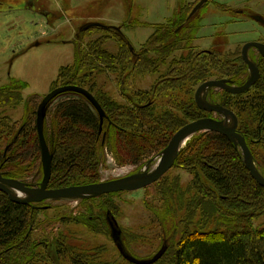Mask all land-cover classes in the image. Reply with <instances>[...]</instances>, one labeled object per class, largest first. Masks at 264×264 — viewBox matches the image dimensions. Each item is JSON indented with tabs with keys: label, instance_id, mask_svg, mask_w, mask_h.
Returning <instances> with one entry per match:
<instances>
[{
	"label": "trees",
	"instance_id": "obj_1",
	"mask_svg": "<svg viewBox=\"0 0 264 264\" xmlns=\"http://www.w3.org/2000/svg\"><path fill=\"white\" fill-rule=\"evenodd\" d=\"M179 9L133 51L123 32L129 25L80 32L82 38L98 35L80 45L74 64L60 68L52 89L69 84L87 88L107 117L101 125L97 111L78 93H66L49 106L45 136L54 156L50 188L102 181L106 155L118 166L139 171L184 124L214 116L196 103L202 82L230 78L240 85L247 80L250 72L240 57L232 63L214 50H195L198 13L190 17L183 0ZM109 42L117 46L115 52ZM147 75L155 78L150 88L134 86ZM111 76L121 99L104 88ZM260 79L244 93L211 89L207 97L235 112L238 130L264 175V77ZM25 88L15 80L0 88V170L7 177L40 183L36 119L41 100L25 99ZM22 106L23 117L13 120L7 112ZM174 168L192 175L189 184H182L180 174L167 173L144 188L150 219L140 227L149 232L124 229L126 251L135 256L134 245L154 244L157 249L167 238L168 248L154 264H264V227H254L264 214V187L250 174L241 149L222 133L200 132L181 150ZM122 193L80 200L85 211L77 216L46 218L38 239L33 236L38 214L55 206L37 209L0 191V264H134L120 253L110 256L106 245L82 242L69 227L83 225L110 238ZM58 222L65 224L66 234L54 235Z\"/></svg>",
	"mask_w": 264,
	"mask_h": 264
},
{
	"label": "rangeland",
	"instance_id": "obj_2",
	"mask_svg": "<svg viewBox=\"0 0 264 264\" xmlns=\"http://www.w3.org/2000/svg\"><path fill=\"white\" fill-rule=\"evenodd\" d=\"M199 1L183 0L186 7L191 8L190 13ZM181 3L182 0H0V88L9 86L15 80L26 84L23 90L25 99L38 96L41 100L52 90L60 68L74 64L80 45L97 37L98 34L80 37L79 30L85 23L95 21L119 28L129 25L130 27L123 28V32L134 48L139 49L153 32L155 25L164 24L180 11ZM197 13L195 22L198 21L202 26L193 40L197 51L214 50L232 63L240 58L244 62L241 55L243 46L249 41L264 42V26L252 18L256 14L264 16V0H209ZM136 24L140 25L131 27ZM107 47L113 52L117 50V46L110 42ZM251 54V57L261 60L255 50H251ZM261 66L262 78L264 61ZM154 80L153 76L147 75L134 86L150 88ZM105 84L106 90L121 99L114 76H111V80H106ZM7 113L13 120H20L24 109L22 106ZM106 159L102 180L124 176L135 170L132 165L118 166L111 155H106ZM150 161L151 159L147 163ZM174 167L167 173L180 174L182 184L188 185L192 175ZM147 197L143 188L123 192L118 198L121 212L116 220L121 242L125 240L124 229L138 230L144 234L149 232L148 228L140 227L150 219V212L143 203V199ZM45 205L55 208L38 214L33 234L38 239L43 233L41 228L46 218L77 216L85 211L80 200L48 201ZM64 225L62 222L56 223L54 235L58 232L66 234ZM74 225L77 224H70L69 227L76 229L82 242L106 245L110 256L120 253L114 241L113 228L108 238L90 232L83 225ZM262 226L264 227V214L254 221L255 228ZM164 244L168 245L167 238L162 240L161 246ZM161 246L156 249V245L144 243L134 245L131 250L136 251L137 258L148 259Z\"/></svg>",
	"mask_w": 264,
	"mask_h": 264
},
{
	"label": "water",
	"instance_id": "obj_3",
	"mask_svg": "<svg viewBox=\"0 0 264 264\" xmlns=\"http://www.w3.org/2000/svg\"><path fill=\"white\" fill-rule=\"evenodd\" d=\"M207 0H200L192 9L190 17L195 15L206 3ZM253 18L264 24L262 15H254ZM93 27L108 28L99 22L90 21L85 23L80 32L86 31ZM119 30V27L112 26ZM129 47L133 51L134 46L129 42ZM256 48L264 58V43L250 41L243 46L241 55L244 62L247 64L250 76L243 85H235L232 79H211L199 85L195 93V100L198 107L208 113H215L221 118L216 117H201L190 121L179 128L171 137L168 145L163 151L152 160L157 162L151 166L152 161L138 172L128 174L121 177L102 180L97 183L74 185L62 188H50V179L53 168V154L47 143L45 136V120L49 106L59 97L66 93H78L84 96L97 111L101 125L107 115L99 100L87 88L79 85H61L53 88L49 93L42 97L37 109V131L40 141L42 153V169L43 177L40 183L30 184L26 181L7 177L0 170V191L8 195L14 202L30 204L37 209H46L47 206H40L44 201H62V200H81L92 197H99L106 194L135 191L146 188L147 186L158 181L176 164V160L181 150L186 146L187 142L197 133L204 131H215L226 135L242 151L244 163L252 177L264 187V175L260 172L256 165L254 154L247 142L245 136L238 130V117L234 111L225 107L220 103H214L208 100L207 93L212 88H219L232 94H241L248 91L261 78L259 64L249 55V50ZM113 231L114 241L120 254L128 261L134 264H154L159 261L165 254L168 245L164 244L151 258L139 259L126 251L122 242L119 240L117 230L118 223L114 219Z\"/></svg>",
	"mask_w": 264,
	"mask_h": 264
},
{
	"label": "flooded vegetation",
	"instance_id": "obj_4",
	"mask_svg": "<svg viewBox=\"0 0 264 264\" xmlns=\"http://www.w3.org/2000/svg\"><path fill=\"white\" fill-rule=\"evenodd\" d=\"M208 1H209V0L206 1V3L203 5V7L208 3ZM203 7H202V8H203ZM202 8H201V9H202ZM201 9H200V10H201ZM200 10H199V11H200ZM256 15H257V14H256ZM259 15H261V14H259ZM253 16H254V15H253ZM253 16H252V18H253ZM262 16H263V15H262ZM263 17H264V16H263ZM253 19H254V18H253ZM254 20H255V19H254ZM257 22H258V21H257ZM259 23H260V22H259ZM261 24H262V23H261ZM262 25L264 26V24H262ZM201 27H202V26H201ZM201 27H200V28H201ZM200 28H199L198 32L200 31ZM198 32H197V33H198ZM249 42H250V41H249ZM257 42H262V43H264L263 41H257ZM251 50H255V52H258L259 55H260L261 60H259L257 57H256V59H258V61H259V68H260V72H261V62L264 61V58H263V56L260 54V52L258 51V49H256V48H251V49L249 50V55H250V57H251V55H252V54H251ZM252 57H253V56H252ZM252 57H251V58H252ZM252 59H253V58H252ZM253 60H254V59H253ZM255 61H256V60H255ZM256 62H257V61H256ZM246 65H247V64H246ZM248 69H249V68H248ZM249 72H250V71H249ZM249 76H250V74H249ZM249 76H248L247 80L249 79ZM261 76H262V72H261ZM229 79H230V78H229ZM247 80H246V81H247ZM246 81H245V82H246ZM245 82H244V83H245ZM233 83H234V81H233ZM244 83H242V84H240V85H243ZM234 84H235V83H234ZM235 85H238V84H235ZM238 86H239V85H238ZM212 89H216V88H212ZM210 90H211V89H210ZM210 90H209V91H210ZM209 91H208V93H209ZM208 93H207V94H208ZM207 98H208V97H207ZM208 100H209V99H208ZM211 102H213V101H211ZM214 103H219V102H214ZM220 104H221V103H220ZM212 114L214 115V116H212V117L221 118L220 115H218V114H215V113H212ZM155 157H156V156H155ZM155 157H153V158H155ZM153 158H152V159H153ZM152 159H151V161H152ZM153 161H154V160H153ZM153 161H152V163H153ZM146 165H148V163H147ZM146 165H145V166H146ZM151 166H153V165L151 164ZM30 184H38V183H30ZM42 203H43V202H42ZM44 203H45V202H44ZM37 205L42 206V205H45V204H37Z\"/></svg>",
	"mask_w": 264,
	"mask_h": 264
},
{
	"label": "bare ground",
	"instance_id": "obj_5",
	"mask_svg": "<svg viewBox=\"0 0 264 264\" xmlns=\"http://www.w3.org/2000/svg\"><path fill=\"white\" fill-rule=\"evenodd\" d=\"M157 162V161H156Z\"/></svg>",
	"mask_w": 264,
	"mask_h": 264
}]
</instances>
